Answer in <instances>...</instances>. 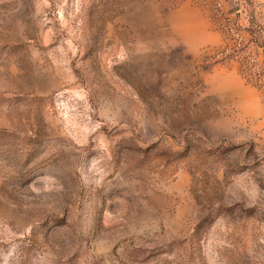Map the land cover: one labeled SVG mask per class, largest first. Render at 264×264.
<instances>
[{
	"label": "rangeland",
	"instance_id": "1",
	"mask_svg": "<svg viewBox=\"0 0 264 264\" xmlns=\"http://www.w3.org/2000/svg\"><path fill=\"white\" fill-rule=\"evenodd\" d=\"M0 264H264V0H0Z\"/></svg>",
	"mask_w": 264,
	"mask_h": 264
}]
</instances>
